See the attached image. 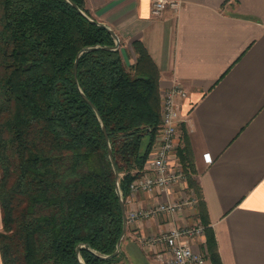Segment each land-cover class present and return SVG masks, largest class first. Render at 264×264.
<instances>
[{
	"label": "trees",
	"instance_id": "16d2710c",
	"mask_svg": "<svg viewBox=\"0 0 264 264\" xmlns=\"http://www.w3.org/2000/svg\"><path fill=\"white\" fill-rule=\"evenodd\" d=\"M93 17L85 0H73ZM67 0H0V203L4 264H81L77 246L113 253L124 219L105 125L126 201L161 124L159 73L139 41L135 63ZM85 94L99 114L84 98ZM100 115V116H99ZM148 142L144 144V139ZM177 149L212 264H222L184 129ZM124 240V239H123ZM123 243V241H122ZM85 264H131L126 253Z\"/></svg>",
	"mask_w": 264,
	"mask_h": 264
},
{
	"label": "crops",
	"instance_id": "0c3cea01",
	"mask_svg": "<svg viewBox=\"0 0 264 264\" xmlns=\"http://www.w3.org/2000/svg\"><path fill=\"white\" fill-rule=\"evenodd\" d=\"M85 3L93 18L117 33L128 65L137 59L133 42H140L158 69L161 100L174 83L187 90L179 145L185 129L222 264H264V0H185L177 12L167 5L161 16L152 14L153 0ZM177 149L170 164L182 167ZM188 188L186 180L167 193H130L127 213L184 199ZM197 208L128 223L122 249L130 263L166 264L165 246H149L142 237L203 225ZM191 245L212 264L205 231Z\"/></svg>",
	"mask_w": 264,
	"mask_h": 264
},
{
	"label": "built area",
	"instance_id": "2783aa9c",
	"mask_svg": "<svg viewBox=\"0 0 264 264\" xmlns=\"http://www.w3.org/2000/svg\"><path fill=\"white\" fill-rule=\"evenodd\" d=\"M185 0H153L152 14L161 16L169 5L172 10L178 11ZM188 97L187 90L179 83H174L162 92L161 124L157 138V147L152 148L142 173L130 184V193L138 191L167 193L171 186L187 180L185 170L178 165H171L172 154L179 145V132L182 118V101ZM206 163H212L213 157L204 154ZM196 199L185 197L179 201H162L157 205L144 209H133L127 213L128 223L138 218H149L158 213L175 214L187 207H195ZM204 225H179L159 234L142 237V242L156 247L164 245L169 256L166 264H205L206 256L193 249L191 239L203 234ZM164 256L161 258L163 259Z\"/></svg>",
	"mask_w": 264,
	"mask_h": 264
},
{
	"label": "water",
	"instance_id": "95a60500",
	"mask_svg": "<svg viewBox=\"0 0 264 264\" xmlns=\"http://www.w3.org/2000/svg\"><path fill=\"white\" fill-rule=\"evenodd\" d=\"M67 1L79 13H81L82 15H84L85 17H87L90 21H92V22H94V23H96V24H98L100 26L105 27L111 33V35L113 36V38L115 39V44L113 46H111V45H93V46H87V47L83 48L78 53V55L76 57V60H75V64H74L75 80H76V82L78 84L77 71H78V63H79L80 56L84 52L91 51V50L97 49L99 47H104V48L111 49V50H117L120 47V38L117 35V33L111 27H109L107 24H105L104 22L99 21V20H97L95 18H92L89 15H87L85 13V11H83L76 2H74L73 0H67ZM83 96L88 101V103L94 108V110L99 114V110H98L97 106L85 94H83ZM102 126H103V130H104V133H105V136H106V140H107L108 146H109V158L111 160V164L113 166V169H114L115 175H116V191H117V194H118L119 200H120L121 210H122L123 219H124V226H123L122 235L119 238L118 243H117V248L111 254L101 255V254L96 253L94 250H92L87 244H85V243L79 244L77 246V254H78V258L80 259L81 264H85L84 260L81 257V253H80V250H81V248L83 246L84 247H87L88 249H91L93 252H95L97 255H99L102 258H111V257L117 256L118 254H120L121 251H122V240H123V238H124V236H125V234L127 232V227H128V218H127V210H126V205H125V199L123 197V193H122V190H121V187H120V182H119L120 181V173H119V171L117 169V166H116L115 158H114V155H113V151H112V148H111L110 139H109V136H108L106 127H105V125L103 123H102Z\"/></svg>",
	"mask_w": 264,
	"mask_h": 264
},
{
	"label": "rangeland",
	"instance_id": "374dc122",
	"mask_svg": "<svg viewBox=\"0 0 264 264\" xmlns=\"http://www.w3.org/2000/svg\"><path fill=\"white\" fill-rule=\"evenodd\" d=\"M90 11V10H89ZM91 13V12H90ZM92 15V14H91ZM93 18V17H92ZM148 142V138H145L144 139V144H146ZM187 197L189 198V199H191V198H195L196 199V197H195V194L188 188L187 189ZM197 204H198V200L196 199V204H195V207H197ZM194 207V208H195Z\"/></svg>",
	"mask_w": 264,
	"mask_h": 264
}]
</instances>
